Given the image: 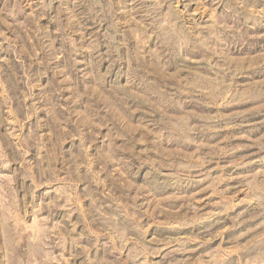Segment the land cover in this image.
<instances>
[{
	"label": "rangeland",
	"instance_id": "obj_1",
	"mask_svg": "<svg viewBox=\"0 0 264 264\" xmlns=\"http://www.w3.org/2000/svg\"><path fill=\"white\" fill-rule=\"evenodd\" d=\"M0 264H264V0H0Z\"/></svg>",
	"mask_w": 264,
	"mask_h": 264
}]
</instances>
